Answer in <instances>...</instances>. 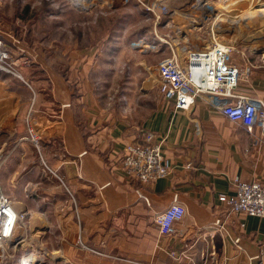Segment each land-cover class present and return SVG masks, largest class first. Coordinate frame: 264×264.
<instances>
[{
	"label": "crops",
	"instance_id": "1",
	"mask_svg": "<svg viewBox=\"0 0 264 264\" xmlns=\"http://www.w3.org/2000/svg\"><path fill=\"white\" fill-rule=\"evenodd\" d=\"M72 34L53 59L42 54L33 64L39 76L17 68L20 77H0V186L29 210L36 230L61 231L55 264H259L264 218L229 212L225 198L235 177L264 182V140L254 142L203 98L191 112L175 110L154 82L145 86L143 73L120 82L136 91L110 93L112 64ZM263 51L248 52L251 65L237 93L264 98ZM124 58L131 59L127 50ZM234 58L242 71L244 60ZM142 62L129 69L138 74ZM146 131L163 139L172 165L152 182L129 177L121 165L123 147L143 142ZM41 158L62 181L42 170ZM174 200L185 214L171 233L160 234L154 217Z\"/></svg>",
	"mask_w": 264,
	"mask_h": 264
},
{
	"label": "built area",
	"instance_id": "2",
	"mask_svg": "<svg viewBox=\"0 0 264 264\" xmlns=\"http://www.w3.org/2000/svg\"><path fill=\"white\" fill-rule=\"evenodd\" d=\"M216 1L223 5L228 2V0ZM247 1L252 7L259 5L256 8H261L264 6L262 0ZM140 2L147 7L150 6L142 0ZM237 2L238 0H234L230 5ZM212 3L209 0H188L185 5L174 6L167 0H153L149 9L154 12L155 23H160L163 15L167 14L171 19L172 15L177 14L189 20L185 26V34L188 32L198 33L203 31L204 27L208 32V37L204 39L205 42L197 47H190V42L186 41V37H180L182 31L177 28L174 30V36L162 35L167 37L164 39L158 36L169 45L170 54L161 58L155 64L153 70V75H155L154 84L161 97L171 102L175 110L191 112L197 99L203 98L229 120L238 122L252 136L254 142L264 140V98L239 94L234 90L240 76L248 74L251 65L248 52L256 54L258 51L257 46L250 45L246 47L242 41L238 42L237 38H232L235 27L238 28L240 21L243 22V19L249 17L241 19L240 16H234L239 19L237 24L230 23L229 17L226 16L225 21L219 22L217 16L219 14L223 15V12H216L218 9ZM208 7L211 10H208ZM242 36L243 33L241 39ZM222 37L224 38L222 39ZM248 47L252 49L249 51ZM147 49L157 51L158 44L153 43ZM140 51L143 50L140 49ZM236 53L244 60L245 67L242 71H240L241 68L235 61L234 54ZM258 55L259 60L264 61V51ZM0 71L18 77L21 76L15 71L13 53L2 37H0ZM24 83L27 88L32 89L27 81L24 80ZM26 121L30 127L31 116L29 114ZM29 130L31 131L32 128ZM199 130V125L195 121L194 132L196 136L199 135ZM32 140L38 147L37 138L33 133ZM162 142V138L156 140L153 132L146 131L143 142L133 141L126 144L123 147L121 157V165L126 174L140 182H152L168 175L172 165L170 160L163 155ZM40 164L42 170L55 174L43 158L40 159ZM55 176L62 181L60 175L55 174ZM233 183L234 193L225 198V204L229 212H243L247 215L264 218V182L246 181L235 177ZM72 200L74 202L75 198L72 197ZM19 213L14 202L0 189L1 230L5 232L11 230V222L15 221L18 232L16 231L14 235L23 240L22 243L25 245L28 244L30 229L26 230L27 225L23 220L26 212ZM184 214V207L176 200L159 211L154 217L159 233H171L174 223L182 219ZM219 221L220 218H217L215 222L219 223ZM22 243H15L3 252L15 250ZM3 252L1 255H3ZM31 252L33 250L29 251V253ZM36 253L38 252L36 251ZM258 259L259 264H264V253L259 254Z\"/></svg>",
	"mask_w": 264,
	"mask_h": 264
},
{
	"label": "rangeland",
	"instance_id": "3",
	"mask_svg": "<svg viewBox=\"0 0 264 264\" xmlns=\"http://www.w3.org/2000/svg\"><path fill=\"white\" fill-rule=\"evenodd\" d=\"M142 1L150 6L153 3V0ZM167 1L171 5L180 6L185 5L188 0ZM209 1L215 3L216 0ZM232 1L234 0H228L224 5L219 4L216 12L220 11L223 12V16L235 18L234 16L244 14V11L259 6L252 7L247 0H238L237 3L230 5ZM262 1L264 4V0ZM216 3L219 2L216 1ZM223 6L226 9L222 8ZM149 7L142 4L140 0H0V37L6 41L13 53L15 71L18 73L19 68L22 71L24 69V73L30 74L31 78V76L40 74L39 69L33 64L40 62L42 54L53 59L55 54H58V49L64 46V41L73 42L72 32L80 33L81 45L99 47L100 50L102 49L99 61L108 60L112 64L111 71L107 72V75L112 76L113 79V86L107 88L110 93L113 91L114 94H121L120 90L124 89L136 91L138 87L134 83H129V86H121L120 82L128 78L133 80L142 73L145 80L151 76H154L155 80V75H153L155 64L170 54L169 45L160 39L167 37L162 35L174 36V30L177 28L182 31L180 37H186V41L190 42V47L199 46L208 37L206 27L198 33L188 32L185 34V26L189 20L181 15H172L170 19L166 14L161 17L160 23H155L154 12ZM250 19H253L252 24H249ZM242 21L238 24V28L235 27L233 30L232 38H237L238 42L242 41L246 47L253 45L262 48L264 46L262 44L264 43V13L255 14V16ZM153 43L158 44L157 51L147 49ZM126 50L129 58L131 57L130 61L125 60L126 56L124 58ZM136 59L138 62L144 59L142 62L144 67L137 65L140 67L138 74L128 66L130 62L137 61ZM133 72L135 74H132ZM6 75L9 74L0 71V77ZM104 75L101 74L98 77H105ZM110 93L106 94L107 102ZM0 189L9 197L1 186ZM10 199L14 202V198ZM14 205L20 212L19 214L26 212L23 220L27 225L26 230L30 229L28 244L18 246L10 252H3V255H0V264H18V262L20 264V259L24 257L22 255H26L32 250L36 254L33 264H55V256L60 254L61 231L57 229L56 225H52L50 229L36 230L32 225L29 210L16 205L15 202ZM70 233L67 239L71 240L74 232ZM75 237L76 240L81 238L78 235Z\"/></svg>",
	"mask_w": 264,
	"mask_h": 264
},
{
	"label": "bare ground",
	"instance_id": "4",
	"mask_svg": "<svg viewBox=\"0 0 264 264\" xmlns=\"http://www.w3.org/2000/svg\"><path fill=\"white\" fill-rule=\"evenodd\" d=\"M212 4L215 8H218L219 4L222 5V3H220V2L217 4L216 1H215V3H212ZM208 10H211V9L208 7ZM262 13H264V6H262L261 8L248 9V11H246V12L244 11V14L242 13L241 15H239L240 16L239 18H241V19L248 18V17L250 18L251 16H255V14H262ZM217 17H219V22L225 21L227 19L222 14H219ZM229 20H230V23L233 22L234 24H237L239 22L238 18H231L230 17ZM252 30H254V29H252ZM262 44H264V43H262ZM145 82H147L146 87H148V85H151L152 82H154V76L149 77L147 80H145ZM16 228H17V225H16L15 221L11 222V230H9L7 232L1 230V226H0V255L3 251L9 249V247L11 248L13 244L23 242V240H20V238H17L16 235H14V233H16V231H17ZM22 245H23V243H22ZM52 254H55V253H52ZM22 256H24V257L22 259H20L21 260L20 264H33L36 260V255L33 252L28 253L26 255H22Z\"/></svg>",
	"mask_w": 264,
	"mask_h": 264
},
{
	"label": "water",
	"instance_id": "5",
	"mask_svg": "<svg viewBox=\"0 0 264 264\" xmlns=\"http://www.w3.org/2000/svg\"><path fill=\"white\" fill-rule=\"evenodd\" d=\"M252 20H253V19H250V20H249V24H252V23H251ZM247 22H248V21H247ZM247 22H246V23H247ZM255 23H257V21H255ZM247 24H248V23H247ZM262 49H264V46L262 47ZM140 195H141V193H140Z\"/></svg>",
	"mask_w": 264,
	"mask_h": 264
}]
</instances>
